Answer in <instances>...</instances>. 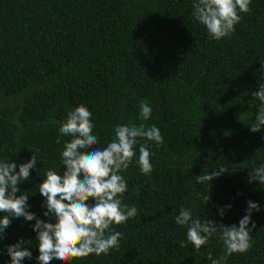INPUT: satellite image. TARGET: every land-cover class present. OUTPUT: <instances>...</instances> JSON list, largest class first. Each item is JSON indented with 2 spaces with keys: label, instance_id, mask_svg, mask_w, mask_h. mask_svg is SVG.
Returning <instances> with one entry per match:
<instances>
[{
  "label": "trees",
  "instance_id": "trees-1",
  "mask_svg": "<svg viewBox=\"0 0 264 264\" xmlns=\"http://www.w3.org/2000/svg\"><path fill=\"white\" fill-rule=\"evenodd\" d=\"M192 3L0 0V161L19 165L39 150L29 180L19 184L29 196V211L49 219L39 184L49 168L63 173V142L56 138L76 106L92 113L98 147L124 123L154 124L164 137L159 148L150 144L155 154L149 176L136 162L138 146L123 173L128 185L123 202L136 206L138 214L113 225L123 233L120 248L71 264H211L209 253L224 254L222 241L213 236L197 252L187 229L175 223L179 210L187 207L194 217L238 225L248 200L261 208L251 217L252 247L225 264H264V185L249 183V173L264 164V131L249 128L260 104L251 93L264 83V0H251L252 11L219 41L193 19ZM144 102L152 108L147 121L139 119ZM220 166L229 173L209 184L192 179ZM11 219L0 239V264H10L6 248L21 238L31 241L24 247L32 252L22 264H38L35 221Z\"/></svg>",
  "mask_w": 264,
  "mask_h": 264
},
{
  "label": "clouds",
  "instance_id": "clouds-1",
  "mask_svg": "<svg viewBox=\"0 0 264 264\" xmlns=\"http://www.w3.org/2000/svg\"><path fill=\"white\" fill-rule=\"evenodd\" d=\"M250 4L251 0H193L192 17L206 28L211 39L219 41L235 32L242 14L252 11ZM251 95L260 101L254 122L249 125L250 131L257 133L264 131V83H260L259 90ZM139 107V119L149 120L151 106L144 102ZM94 127L92 113L84 105L68 111L61 122L56 143L63 142L60 153L63 173L59 174L60 169H47L38 189L45 198L43 207L46 210L43 215L49 218L47 220H41L28 210L29 196L22 194L19 188V184L28 181L31 170L36 168V152L39 150H31L30 159L19 165L12 160L0 161V213L4 214L0 216V239L4 238L11 218L23 217L25 221H35L32 230L38 242V264H52L53 261L71 264V261L91 254L108 255L111 250L120 248L123 239V233L116 231L113 225L126 224L138 214L136 206L123 202V194L128 191L123 173L137 157L138 146L136 162L140 172L149 176L153 171L151 159L155 154L150 150V144L154 143L159 148L164 144V137L154 124L124 123L115 126L114 138L101 148L97 146L99 137L93 134ZM63 137L70 139L63 141ZM217 169L195 175L192 179L197 185L205 182L209 184L222 174L229 173L223 166ZM253 181L264 185V164L249 173V183ZM209 200V193L203 196L204 204ZM226 208H231V205ZM259 211L260 206L248 200L245 215L238 225L226 226L211 219L194 217L189 208L182 207L175 217V223L187 229V241L197 252L213 236H217L223 243L224 254L213 258L209 253L208 259L211 264H225L232 254L245 253L251 249L250 233L256 228L251 217L253 212ZM224 214L225 208H220L218 215L223 217ZM52 218L54 222H50ZM30 242L21 238L7 246L10 264H22L25 259H32V252L24 247ZM180 246L186 247L187 244L181 241Z\"/></svg>",
  "mask_w": 264,
  "mask_h": 264
}]
</instances>
